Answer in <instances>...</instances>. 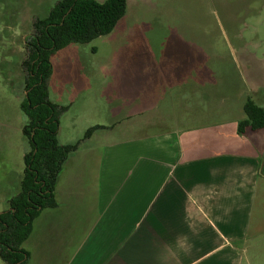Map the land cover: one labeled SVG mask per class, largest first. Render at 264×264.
<instances>
[{"label": "rangeland", "instance_id": "rangeland-1", "mask_svg": "<svg viewBox=\"0 0 264 264\" xmlns=\"http://www.w3.org/2000/svg\"><path fill=\"white\" fill-rule=\"evenodd\" d=\"M57 1L0 0V213L8 207L5 199L19 191L28 149L22 134L27 118L19 108L25 39L34 18L45 17ZM126 3L108 35L52 54L48 97L70 103L60 116L57 139L70 130L67 121L75 140L90 126L105 128L85 141L92 146L137 139L161 126L179 131L184 143L192 140V155L234 147L230 132L245 116L246 99L264 107V0ZM155 113L161 117L158 128L151 119ZM262 136L264 129L243 137L259 147ZM250 232L246 264H264V178Z\"/></svg>", "mask_w": 264, "mask_h": 264}, {"label": "crops", "instance_id": "crops-1", "mask_svg": "<svg viewBox=\"0 0 264 264\" xmlns=\"http://www.w3.org/2000/svg\"><path fill=\"white\" fill-rule=\"evenodd\" d=\"M244 118L230 132L237 149L213 154L192 155L191 134L184 143L161 126L114 145L81 140L58 176L57 206L39 213L22 245L26 264H246L264 136L259 147L243 136L264 128L238 135ZM65 123L60 144L76 141Z\"/></svg>", "mask_w": 264, "mask_h": 264}, {"label": "trees", "instance_id": "trees-1", "mask_svg": "<svg viewBox=\"0 0 264 264\" xmlns=\"http://www.w3.org/2000/svg\"><path fill=\"white\" fill-rule=\"evenodd\" d=\"M126 4V0H58L45 17L33 20L32 35L25 39V94L19 105L27 118L22 134L28 149L23 155L19 191L0 213V259L4 264H26L29 253L22 245L39 213L57 206L54 191L63 163L81 140L103 128L93 125L80 140L58 142L59 119L67 106L48 97L52 54L70 44H87L108 35L124 16ZM243 112L245 118L238 122V134L264 128V107L248 97Z\"/></svg>", "mask_w": 264, "mask_h": 264}, {"label": "flooded vegetation", "instance_id": "flooded-vegetation-1", "mask_svg": "<svg viewBox=\"0 0 264 264\" xmlns=\"http://www.w3.org/2000/svg\"><path fill=\"white\" fill-rule=\"evenodd\" d=\"M261 165H262V169L264 170V156H263V160L261 161Z\"/></svg>", "mask_w": 264, "mask_h": 264}]
</instances>
